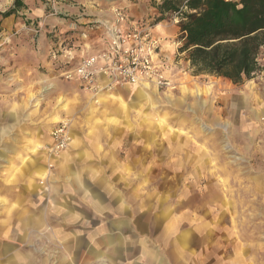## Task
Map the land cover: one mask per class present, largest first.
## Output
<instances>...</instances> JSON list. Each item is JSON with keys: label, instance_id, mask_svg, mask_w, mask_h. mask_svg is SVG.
Listing matches in <instances>:
<instances>
[{"label": "rangeland", "instance_id": "374dc122", "mask_svg": "<svg viewBox=\"0 0 264 264\" xmlns=\"http://www.w3.org/2000/svg\"><path fill=\"white\" fill-rule=\"evenodd\" d=\"M21 1L0 23V264H264V47L233 83L193 73L178 18L154 28L160 0ZM112 6L152 27L167 81L122 110L63 75L103 48Z\"/></svg>", "mask_w": 264, "mask_h": 264}, {"label": "trees", "instance_id": "16d2710c", "mask_svg": "<svg viewBox=\"0 0 264 264\" xmlns=\"http://www.w3.org/2000/svg\"><path fill=\"white\" fill-rule=\"evenodd\" d=\"M23 6L14 0L0 12V23ZM152 7L154 24L178 18L179 52H185L194 74L239 83L261 70L264 0H160Z\"/></svg>", "mask_w": 264, "mask_h": 264}, {"label": "built area", "instance_id": "2783aa9c", "mask_svg": "<svg viewBox=\"0 0 264 264\" xmlns=\"http://www.w3.org/2000/svg\"><path fill=\"white\" fill-rule=\"evenodd\" d=\"M113 21L105 26L103 48L96 53L79 58L76 65L66 69V79L80 78L83 82L98 87L97 77L105 75L114 85H167L163 78L162 65L158 63V39L151 34V26L133 22L123 7L112 6ZM60 144H64L65 135Z\"/></svg>", "mask_w": 264, "mask_h": 264}, {"label": "crops", "instance_id": "0c3cea01", "mask_svg": "<svg viewBox=\"0 0 264 264\" xmlns=\"http://www.w3.org/2000/svg\"><path fill=\"white\" fill-rule=\"evenodd\" d=\"M112 2L113 1H111V0H73V2L68 1V4H65V11H67V13H68L67 15H71V14L77 15L79 10L82 9V7H85L86 8L85 10L87 11L88 14H97V13H100V11H106V10L110 11L109 8L106 9V7H105L104 9H102L99 7L101 5H103V6L109 5ZM97 5H99V6H97ZM128 15H129V17L130 16L134 17V15H131V14H128ZM63 22H64V20L57 21V23H60V24H62ZM65 23L67 25H72L71 23L68 24L67 21ZM66 24H65V26H66ZM158 27H163V26L160 23H158L155 25L154 28L159 29ZM92 49H93V47H90L89 53L94 52ZM109 83H110V81L105 75H102V74L98 75L97 84L99 86V89L102 90L101 92H104L103 96L100 98V100L103 103L110 101L113 106H116L117 109H120V110H122L123 105L125 104L124 102L127 101L129 97H131L133 95L138 96V93L144 92V90L146 91V89H147V91L152 89V88H150V85L136 86V85L125 84L123 86L122 85H114L111 90H106ZM240 98L236 97L237 102L242 106H246V103H247L246 98H245V101H240ZM49 141H50V139L48 137H45L43 143H46ZM70 144H73V142H71ZM43 168H45L44 164H41V165H37L34 168V170L37 174Z\"/></svg>", "mask_w": 264, "mask_h": 264}, {"label": "bare ground", "instance_id": "6f19581e", "mask_svg": "<svg viewBox=\"0 0 264 264\" xmlns=\"http://www.w3.org/2000/svg\"><path fill=\"white\" fill-rule=\"evenodd\" d=\"M143 91V90H142ZM143 97H147V96H143ZM44 144L45 143H42V144H40L39 146H40V148H43L44 147ZM37 147H38V145H37ZM36 150L37 149H35L34 148V152H36ZM23 164H24V166L26 167L27 165H29V164H31V161L29 160V159H27L26 161H24L23 162ZM45 168H43L41 171H39L37 174L39 175V176H44V174H45Z\"/></svg>", "mask_w": 264, "mask_h": 264}]
</instances>
